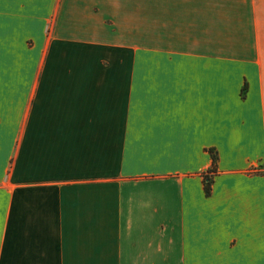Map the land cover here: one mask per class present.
Listing matches in <instances>:
<instances>
[{"label":"crops","instance_id":"0c3cea01","mask_svg":"<svg viewBox=\"0 0 264 264\" xmlns=\"http://www.w3.org/2000/svg\"><path fill=\"white\" fill-rule=\"evenodd\" d=\"M129 2L0 0V264H264V0L229 50L114 44Z\"/></svg>","mask_w":264,"mask_h":264},{"label":"rangeland","instance_id":"374dc122","mask_svg":"<svg viewBox=\"0 0 264 264\" xmlns=\"http://www.w3.org/2000/svg\"><path fill=\"white\" fill-rule=\"evenodd\" d=\"M129 1L122 5L94 6V11L106 18L107 27L112 28L114 44L205 45L229 50L234 42L247 40L254 28V23L245 16L249 9L246 0H190L188 5L184 3L186 0H162L157 5ZM233 1L240 2L242 14L218 12L219 7L226 10ZM186 8L192 12L191 21L185 20Z\"/></svg>","mask_w":264,"mask_h":264},{"label":"trees","instance_id":"16d2710c","mask_svg":"<svg viewBox=\"0 0 264 264\" xmlns=\"http://www.w3.org/2000/svg\"><path fill=\"white\" fill-rule=\"evenodd\" d=\"M246 90V86L244 88ZM217 157L214 156V163L216 164ZM205 192L207 196L211 195L212 192V178L210 176H207L205 179Z\"/></svg>","mask_w":264,"mask_h":264},{"label":"built area","instance_id":"2783aa9c","mask_svg":"<svg viewBox=\"0 0 264 264\" xmlns=\"http://www.w3.org/2000/svg\"><path fill=\"white\" fill-rule=\"evenodd\" d=\"M253 172H264V167L254 166L252 169Z\"/></svg>","mask_w":264,"mask_h":264}]
</instances>
